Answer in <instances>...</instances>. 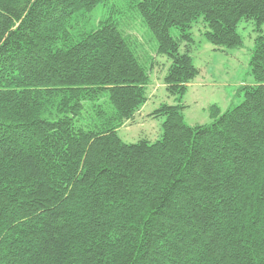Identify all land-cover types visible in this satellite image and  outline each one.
I'll list each match as a JSON object with an SVG mask.
<instances>
[{
	"label": "trees",
	"instance_id": "1",
	"mask_svg": "<svg viewBox=\"0 0 264 264\" xmlns=\"http://www.w3.org/2000/svg\"><path fill=\"white\" fill-rule=\"evenodd\" d=\"M127 18L171 60L155 141L119 134L153 68ZM244 20L254 83L188 124L182 43L241 48ZM263 27L264 0H0V264H264Z\"/></svg>",
	"mask_w": 264,
	"mask_h": 264
},
{
	"label": "rangeland",
	"instance_id": "2",
	"mask_svg": "<svg viewBox=\"0 0 264 264\" xmlns=\"http://www.w3.org/2000/svg\"><path fill=\"white\" fill-rule=\"evenodd\" d=\"M97 13H102V10L99 9ZM123 24L126 34L139 45L142 58L147 61L152 59L153 68L147 87V103L132 120L120 128L119 134L126 142H137L144 138L155 141L162 135L163 118L153 117L152 112L163 103L175 102V97L169 94L164 81L171 60L156 52L157 42L139 18H127ZM205 30L202 21L194 24L191 31L192 42H183L181 45L182 51L189 50L200 71L183 99L186 106L185 120L190 125L210 123L209 107L213 104L220 106L222 110L239 104L244 99L242 88L255 81L250 68V58L257 37L254 22L244 20L241 23L239 30L245 42L241 48L215 49L205 38ZM174 33L178 34V31L174 30Z\"/></svg>",
	"mask_w": 264,
	"mask_h": 264
}]
</instances>
